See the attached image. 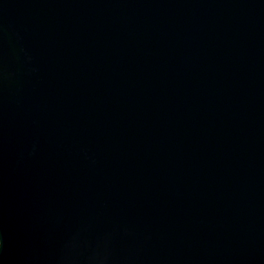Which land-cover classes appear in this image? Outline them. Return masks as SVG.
<instances>
[{"label": "water", "instance_id": "1", "mask_svg": "<svg viewBox=\"0 0 264 264\" xmlns=\"http://www.w3.org/2000/svg\"><path fill=\"white\" fill-rule=\"evenodd\" d=\"M0 264H264V0H0Z\"/></svg>", "mask_w": 264, "mask_h": 264}]
</instances>
